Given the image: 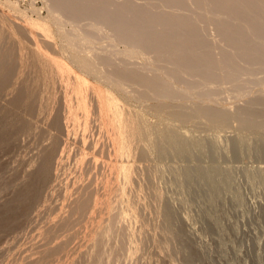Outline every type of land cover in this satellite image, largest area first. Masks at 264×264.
<instances>
[{
	"label": "rangeland",
	"instance_id": "374dc122",
	"mask_svg": "<svg viewBox=\"0 0 264 264\" xmlns=\"http://www.w3.org/2000/svg\"><path fill=\"white\" fill-rule=\"evenodd\" d=\"M50 1L0 0V264H264V162L250 155L264 128L206 113L234 116L263 97L264 83L247 81L264 70L242 72L235 92L213 83L201 94L168 77L155 53L108 27L69 22ZM206 31L214 59L225 46L212 24ZM124 63L144 73V86L111 77ZM154 77L160 92L139 95ZM159 134L170 162L157 152ZM215 135L234 138L232 163L207 157Z\"/></svg>",
	"mask_w": 264,
	"mask_h": 264
},
{
	"label": "bare ground",
	"instance_id": "6f19581e",
	"mask_svg": "<svg viewBox=\"0 0 264 264\" xmlns=\"http://www.w3.org/2000/svg\"><path fill=\"white\" fill-rule=\"evenodd\" d=\"M140 1L142 2L141 4H138L136 2L134 3L133 1H130V0H51L50 2L53 3L52 5L54 8L56 7L57 11H59V10L61 11L60 15L63 13L62 16H64V14H65L66 17L65 16L64 17L66 20L69 18V22L71 19V22L76 21V24H77V21H78V23H79V21L81 23V22H84V20H85V22L88 23L89 25L91 24L90 26H92V27H94L95 25H98V26L100 25V27H102V28L101 29L98 28L99 31L102 30L104 27H105V29H107L106 27H108L109 30L111 29L112 32L114 33V35H115L114 39H116V38L120 39V41L122 40L121 42H123V43L125 41L126 44H127V42L131 43L130 44L131 48H133L134 46H135L134 48L138 47V50L142 49V53L144 51H147V52L149 51V53L150 52L155 53L156 58H154V59L155 60L157 59L156 61H154L155 64L156 63H157V65L160 63L163 64V65H161V64L160 65L162 67L163 66L165 67V68L164 67L163 68L167 71H164V72L168 73V74L166 73V75H168V77H173L175 79H178L179 81H182L187 86L196 87L197 88L196 91L198 93L203 92L205 88L207 89L210 86L209 84H213V83H216L217 86H219V88L226 86L228 91L230 90L232 92H235L237 89L241 88L243 85L241 82H239V76L242 72H247L248 74L253 75L257 69L258 70H264V0H140ZM192 6L194 8H192ZM176 7L178 8V9H175V11L177 10L176 12H174V11L171 12L169 10V8L174 9ZM190 7L193 10H191ZM167 10L170 12H168ZM178 10H180V11H178ZM202 22H204V23H202ZM200 23H202V24H200ZM209 24H212V26H214L216 31L218 32L220 40H221L220 42L222 43L221 44L219 42V44L225 46L223 48V50L219 53L220 55L216 58L214 57V59H212V57H211V51H212L213 47L215 48V46L209 40L207 33H206L207 32L206 30H207V27L209 26ZM90 26H88V27H90ZM98 26H96V28ZM91 30L94 31V34H92V32L89 29H88V31H90V34H87L88 31L86 30V34L88 36L90 35L89 36L90 38L94 37V35H95V29L93 30V28H92ZM99 31L96 30V35L98 33L97 37H99ZM91 35H92V37H91ZM94 39H95V37H94ZM117 39H116V41H117ZM134 51H136V50L135 49H133L132 51L128 50V53L129 52L132 53ZM144 53H146V52H144ZM101 62H102V64H104V63L106 65L109 64V61H107V60H101ZM121 65H123V68H120V67H119L120 69L115 68L116 72L115 73L113 72L114 74L111 75V77H113L116 81H118L119 83L120 82L121 83H127L129 85H134V81H136L138 86L141 85L143 82H145V75H142L143 72H141V71L139 72L138 69H135L134 67H133L134 69L133 68L129 69L128 67H131V66H128V67L126 66L128 68L127 69L126 67H124L125 63L121 64ZM126 65H127V63H126ZM160 65H158V66H160ZM0 66H1V64H0ZM6 66L7 65L5 64V67ZM111 66H113V65H111ZM11 67H12V65L10 66V68ZM1 68L2 67H0V69ZM8 68H6V69H8ZM2 69H4V68H2ZM5 70H2V72ZM200 72L202 73V76L199 78V80H196V77H198V73H200ZM46 75H47V73H46ZM116 81H114V82H116ZM252 81H257V82H259V84H261V83H264V78L259 79V80L256 78H253V79L249 78V81H247V82H252ZM247 82L245 81L244 83H247ZM247 84H246V86H247ZM144 85L142 84V86H144ZM207 85H209V86H207ZM162 86H163L162 82L159 81L157 77H154L150 80V83L147 84V86L143 87L144 88L143 91L138 90L137 93L139 94V93H144V92L150 93L153 91H159ZM213 91L216 93L219 90L218 91L212 90V94L214 95ZM170 94H173L172 90H171ZM201 94H199V95H201ZM174 95L176 96V94H174ZM263 97L259 96L257 98L252 99L250 102H248L247 106H245L244 109L242 108L243 110L241 112H239L237 115H234V116H231L229 114L223 115V114H221L222 112L219 113L216 111L215 112L206 111V113L211 117H222L220 119L224 118L227 121L235 118L245 126H251V128L255 127L258 129L259 128L263 129L264 128V98ZM92 98H93V96H92ZM110 104H112V103H110ZM116 109H118V108H116ZM176 111L178 112V110H176ZM187 111H184V112H187ZM201 111H203V110H201ZM180 112H182V111H180ZM188 112H190V110ZM88 113H90V112H88ZM191 113H193V112L191 111ZM181 115L183 117H186L187 114L184 113ZM217 119H219V118H217ZM54 126H55V124H54ZM56 127H58V126H56ZM182 133L183 132H181V134H179V136L182 139H185L187 137V135L182 134ZM147 135H148V133H147ZM157 135L158 134H156L155 137H157ZM167 136H168V134H167ZM57 138H58V136H57ZM156 139H157L156 141L158 143L157 148L159 149V151H157V152H159L160 159L164 162L165 161H167V162L172 161V159L174 157V154H173L174 151L172 152V150L170 149L171 145L169 146L167 141L163 137H161L160 134H159L158 138H156ZM262 139L264 140V138H262ZM205 140H206L205 145L207 148V157L209 156L210 159H212V161L213 160H215V161H223V160L231 161V160H233L234 161V159L237 158V150H236L237 148L235 147V144H234L235 140L233 137H226V136H220L219 137V136L215 135V136L207 137V139H205ZM52 141H54V140H52ZM180 143H182V142H180ZM249 143H251V142L249 141ZM252 143H254V144H252V147L250 149L251 150L250 155L255 156L256 159L259 158L262 160V162H264L263 161L264 160V141H256V142H252ZM153 144H154V142H153ZM170 144H172V143H170ZM182 144H184V143H182ZM249 145L251 146V144H249ZM176 146H178V145H176ZM177 148H179V147H177ZM243 149H245V147ZM238 150L240 151V149H238ZM180 151H179L178 155L181 154ZM202 151H203V149H202ZM187 154L189 157L194 156L192 150H190L189 153H187ZM178 155H177V157H178ZM140 156H142V155H140ZM181 156L183 157V155H181ZM198 156H199V154H198ZM205 156H206V153H205ZM253 156H251V157H253ZM199 158H200V156H199ZM140 160H142V159H140ZM176 160H175V162H176ZM162 161H160V162H162ZM185 161H186V159H185ZM215 161H213L212 163H214ZM187 162L190 163L191 161L190 162L187 161ZM231 163H232V161H231ZM168 164H170V163H168ZM173 164H174V162H173ZM178 170H179V167H178ZM43 171H44V169H43ZM219 171H221V170H219ZM171 172H174V170H171ZM244 173H245V171H244ZM235 174H236V172H235ZM162 176L164 177V175H162ZM169 177L170 176L167 175V178H169ZM164 179H165V177H164ZM169 179L171 180V178H169ZM179 180H181V179H179ZM243 181H245V180L243 179ZM180 182H183V181H180ZM161 183H163V181ZM169 183H173V181L169 182ZM177 184H179V183H177ZM182 184H184V183H182ZM169 186H172V185H169ZM232 186H233V184H232ZM172 187H174V186H172ZM172 187H170V188H172ZM177 187H179V186H177ZM167 188H169V187H167ZM181 188L184 189L183 185ZM246 192H248V191H246ZM184 194H186V192ZM92 197H94V196H92ZM82 203H83V201H82ZM163 203H166V202H163ZM79 204L80 203H78V205ZM168 206L170 207V205H168ZM67 212H68V210H67ZM113 213H114V211H113ZM171 214H173V213H171ZM113 220H111V221H113ZM64 232L66 233V231H64ZM168 234H170V233H168ZM62 240H63V238H62ZM246 240H247L248 253L252 257H255L252 236L249 235ZM141 241H142L141 242V249L146 248V245L148 244L147 243L148 240L145 237H143ZM94 246L96 247L97 245H95V243H94ZM94 246H93V249H94Z\"/></svg>",
	"mask_w": 264,
	"mask_h": 264
}]
</instances>
